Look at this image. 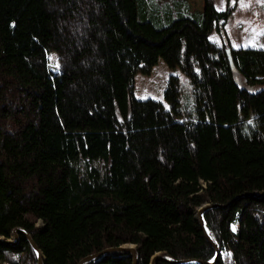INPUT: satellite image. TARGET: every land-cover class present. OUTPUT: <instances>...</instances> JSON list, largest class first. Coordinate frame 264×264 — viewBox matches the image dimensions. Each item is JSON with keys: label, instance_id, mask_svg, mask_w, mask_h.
<instances>
[{"label": "trees", "instance_id": "obj_1", "mask_svg": "<svg viewBox=\"0 0 264 264\" xmlns=\"http://www.w3.org/2000/svg\"><path fill=\"white\" fill-rule=\"evenodd\" d=\"M232 8L0 0V238L24 229L42 264L125 244L137 264H193L177 262L215 255L195 218L209 202L224 206L203 214L215 264H264V49L211 41ZM160 58L190 91L172 75L166 105L136 99L134 76ZM0 264L38 256L19 235Z\"/></svg>", "mask_w": 264, "mask_h": 264}, {"label": "rangeland", "instance_id": "obj_2", "mask_svg": "<svg viewBox=\"0 0 264 264\" xmlns=\"http://www.w3.org/2000/svg\"><path fill=\"white\" fill-rule=\"evenodd\" d=\"M187 1L192 10L202 9L203 0ZM228 2L233 8L225 23L223 33L219 35L213 32L210 35L211 41L218 45H221L223 41H229L234 49L241 47L264 49V0H215L216 8L219 11L225 10ZM48 62L51 70L57 72V58L54 54H48ZM172 75L179 78L185 91H190L189 80L182 70L179 67L169 68L160 58L147 73L138 72L134 76V97L138 100L154 99L166 105L164 90ZM236 76L239 84L244 86L243 79L237 74ZM39 224L40 222L36 223V226H40ZM6 241H10V238Z\"/></svg>", "mask_w": 264, "mask_h": 264}, {"label": "water", "instance_id": "obj_3", "mask_svg": "<svg viewBox=\"0 0 264 264\" xmlns=\"http://www.w3.org/2000/svg\"><path fill=\"white\" fill-rule=\"evenodd\" d=\"M217 207H224V206L218 205V204L203 203L201 206L198 207L197 212L195 214V218L198 221L201 230L203 231L208 242L212 245L213 249L215 250L214 258L211 259L210 261L195 260V261H186V262H177V263H193V264H215L216 263L220 252H219L218 246L216 245V243L213 242L212 238L210 237L208 228H207V226L205 224V220L203 218V214L208 209L217 208ZM19 235H23L28 240L30 245L33 247V249L37 253L38 264H42V255H41L40 250L35 245L32 237L22 228H16L13 230V233L11 235L14 239L13 242L12 241H6L5 239L0 238V244H2V245L15 244L18 240ZM121 253H130L132 256V264H137L136 250H135V245H133V244H125V245H121L119 247H113V248L105 249L99 253H95V254H92V255H89V256L83 258L82 260H80L78 262V264H87L89 261H91L93 259H98L100 257L109 256V255H118ZM161 260H167V259L158 255V254H155L150 258V264H156L158 261H161ZM168 261H171V260H168Z\"/></svg>", "mask_w": 264, "mask_h": 264}, {"label": "bare ground", "instance_id": "obj_4", "mask_svg": "<svg viewBox=\"0 0 264 264\" xmlns=\"http://www.w3.org/2000/svg\"><path fill=\"white\" fill-rule=\"evenodd\" d=\"M205 224H206V222H205ZM11 238H10V241H14V239H13V237L12 236H10ZM37 254V253H36ZM42 255V254H41ZM109 256H113V255H109ZM210 261V260H209Z\"/></svg>", "mask_w": 264, "mask_h": 264}, {"label": "snow or ice", "instance_id": "obj_5", "mask_svg": "<svg viewBox=\"0 0 264 264\" xmlns=\"http://www.w3.org/2000/svg\"><path fill=\"white\" fill-rule=\"evenodd\" d=\"M233 230H235V229H233Z\"/></svg>", "mask_w": 264, "mask_h": 264}, {"label": "built area", "instance_id": "obj_6", "mask_svg": "<svg viewBox=\"0 0 264 264\" xmlns=\"http://www.w3.org/2000/svg\"><path fill=\"white\" fill-rule=\"evenodd\" d=\"M41 224V223H40Z\"/></svg>", "mask_w": 264, "mask_h": 264}]
</instances>
